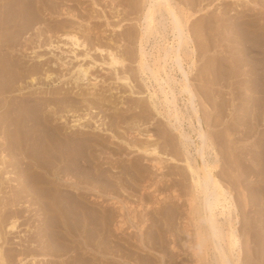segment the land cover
Listing matches in <instances>:
<instances>
[{
    "label": "rangeland",
    "instance_id": "1",
    "mask_svg": "<svg viewBox=\"0 0 264 264\" xmlns=\"http://www.w3.org/2000/svg\"><path fill=\"white\" fill-rule=\"evenodd\" d=\"M149 1L31 0L33 3L31 4L36 11L34 12L33 9V15L35 13L34 17H39L34 18L33 22L27 24H24L25 20L22 19L26 8L24 9L23 5L17 2L19 3L16 5L17 14L14 13L17 19L12 20L13 24L17 21L16 26H14L16 38L14 44L10 43V49L12 50L9 49L8 51H10V54L12 52L11 55L15 61L24 67L23 71L20 72L24 75V78L20 77L18 79V82L15 83V90L10 96L18 99L30 98L33 102L43 99L42 101L46 104L42 114L49 118L53 127L56 125L57 128L58 126L62 134L70 135V137L77 136L80 133V135L84 134V136L91 139V142L95 144L93 153L95 158L98 159L96 163L99 162L96 165L102 167V163L105 162L108 164V166L106 165L109 167L108 169H110H107L108 175L106 177L114 185L109 187L108 193L111 192L110 196L114 194L115 201L119 203L117 206L122 207V211L120 209L116 211L117 213H123L122 216L128 224H125L126 228L123 227L119 230L113 229V226H111L110 229L113 230H107V236L112 239L121 236L117 240L119 239L122 245L126 243L125 246L131 248L133 253L138 249V255L150 258L154 264H215V254L211 240H204L202 248L196 245L198 236L203 232V228L206 229L205 218L203 212L198 213L197 203L194 202L193 206L190 203L194 190L191 174L187 172L186 156H188V153L183 147L182 140V134L191 136L193 142H191L189 157H196L198 155L196 148L200 146V141L196 131H193V126L198 128L199 123L195 117L196 114L193 113V106L197 107L198 115L208 125L209 135L213 140L215 149V151L207 153V159L211 162H217L218 167L214 169L215 173L220 177L225 187L233 192L234 200L236 199L234 203L237 211L234 215L238 219L240 264H264V228L262 227L264 226V171H262L264 170V167H262L264 165V159H262V156L264 158V133L261 132V127L263 128L261 124L264 123V119H260L258 122L253 121L254 123L251 120L253 108L248 103L249 90L246 83L242 85L240 77L237 76L239 70L243 71L242 69H247V67L237 68L240 64L238 59H242L243 54L238 49H233L237 42L233 41V32H231L230 22L228 21V18L237 17L232 21H240L238 19L242 18H240L239 13L246 10V12H251V9H253L251 12L253 13L252 18L264 21V0H174V3L177 2L175 5H178L180 9H184L185 14L194 13L189 24H191L193 32L192 37L194 41L196 40L195 45L200 44V46H196L194 54H183L182 70L173 66L171 60L167 62L166 69L173 78L172 86L176 98L174 99L170 88L163 84L166 91L169 92L170 102L166 101V103L163 101L164 93L159 85L162 82V77L165 76L164 73L158 75L159 82H156L155 77L150 74L148 69L145 73H142L139 68V61L142 60L145 62L146 67L165 65L164 47L173 40L172 34L169 33L170 29L168 27L164 28L165 19L163 20L162 15L158 13V21L162 23V25L159 24L161 33L155 32L147 42H142L141 36L145 31L144 13ZM259 3L261 4L259 5ZM255 7L257 10L254 11ZM262 11L263 13H261ZM258 12L260 13L258 14ZM28 25L29 29H27ZM17 29H19L18 32ZM66 31L78 33L80 42L74 45L66 35ZM142 45L147 53L145 57L142 56ZM7 48L5 46L2 51L6 52ZM107 50L117 52L118 56L124 58L123 63L111 64L110 52ZM41 58L42 60L39 61L38 59ZM81 67L84 69L89 68L88 74L85 75L81 72L78 77L77 71ZM218 68L222 69L224 73L218 74L220 72ZM201 69L202 71H200ZM232 70L234 71L231 72ZM30 71L34 72L31 73ZM186 71L188 72L187 81H190L189 84H191L196 94L194 104L191 103V99H188L187 94L180 93L184 72ZM201 76L203 77L202 80ZM33 78L35 82L32 80ZM31 81L32 83H30ZM207 86L209 89H206ZM244 92L248 94H244ZM153 93L156 94L155 97L152 96ZM172 101L173 103L176 101V107L182 112V128H179V130L176 129L178 123L170 117L172 106H174ZM250 122H252L253 127ZM0 131V143L4 139L3 146H5V129L2 128ZM96 137L103 141L107 139L105 142L107 147L96 146L98 142ZM119 146L122 148L121 150H118ZM154 146L157 147L156 152L159 154L150 153ZM10 157L6 151L5 153L0 152V160L6 158L7 164L10 163ZM156 160H161L162 168L160 164L158 169L157 167L155 169L153 165H155ZM109 161L113 163L110 164ZM132 163L138 164V167L141 166L139 169L142 171L135 177L133 176L135 179L130 174H124L126 178L121 175L122 172L119 173L121 169L123 170L124 167H128ZM104 166L103 168L106 169L107 167ZM114 166L118 168V171ZM112 167L114 170H112ZM9 168H11V165ZM117 172L118 175H115ZM119 178H125L124 182L126 184L124 183V186ZM14 183L17 182L14 181L12 184L15 185ZM132 187H136V189L131 190ZM128 188L130 189L128 190ZM118 189L121 190V193L124 189L123 193H125L121 194ZM174 193L177 196H174ZM105 197L109 196L105 193ZM25 203L27 204V202ZM155 209H158L160 213L158 214ZM153 211H156V213ZM26 213L17 216L18 228L13 232H8V226L2 225L5 239H3L4 241L0 240V247H2L5 257L4 264H11V262L20 264L18 256H16L17 258H8V255L21 251L27 254V256H21V258L25 257L23 260L25 264H34L31 260L33 256L36 257V264H52V262L61 261L71 256V254L62 257L51 255L43 258L41 254L39 256L40 251L35 252V254L30 251L28 254L26 251L32 250L31 245L33 248L37 243L35 239L40 237L38 236L39 228L37 229V227L42 224V216H40L39 211L28 212L27 215ZM118 215L117 220L119 219ZM139 215L141 216L138 220L136 217H139ZM149 216L154 220L152 221ZM117 220H115V223H117ZM145 220H148V222ZM140 221L145 222L141 223ZM220 221H223V219H220ZM187 224H190L189 227ZM140 225L143 226L142 230H139L142 227ZM222 229L227 232L229 228L224 224ZM106 232H101V234L106 236ZM152 233L156 237L152 240L153 242L149 241ZM36 234L38 237H34ZM140 239L146 240L149 245L141 246ZM126 240L130 241L127 243ZM28 243L31 244L30 249H26ZM133 244L134 246H132ZM189 244L194 249H191ZM37 249L40 250V248ZM85 254L87 253L85 252L83 255ZM137 254L134 255L135 257L129 255L127 264H133ZM115 255L114 258L117 261L124 259L118 253H115Z\"/></svg>",
    "mask_w": 264,
    "mask_h": 264
},
{
    "label": "bare ground",
    "instance_id": "2",
    "mask_svg": "<svg viewBox=\"0 0 264 264\" xmlns=\"http://www.w3.org/2000/svg\"><path fill=\"white\" fill-rule=\"evenodd\" d=\"M9 1H11V0H7V1L0 0V4H1V6H0V110H2L1 115H0V130L2 128H4L5 129L4 133L6 134V139H5L6 145L3 146V141H4V139H3L2 143H0V152L5 153V151H6L8 153V155L11 156L10 157L11 159L9 161L10 163H8V164H7L6 158L5 159L1 158V160H0V240L5 239L3 237L5 232L2 230V228H3L2 225L5 224L6 226H8V228H9L8 232H10V231L13 232L15 229L18 228L17 216L22 215L26 212L27 213L28 212L33 213V211L34 212L39 211L41 214L40 216H42V218H41L42 224L40 225V227H37V229L39 228L38 236H40V237L35 239V242H37V243H35V245L33 244L34 245L33 248H32V245L30 244L32 250L26 251L28 254L30 251H32L34 254H35V252L38 253V251H40L39 256L41 254V257H43V258L49 257L51 255H57L56 257H58V256L62 257L63 255L68 256V254H71L70 257H66V258L64 257L65 259H62V260L60 259L61 261H55V262L51 261L52 264L53 263H55V264H127L129 261V255L134 256L139 251L137 249V251L135 250L133 253L131 248L129 249L128 246L127 247L125 246L126 243H124L125 245H122V243H120V240L119 239H118L119 241L117 240V238H119L121 236L117 237L116 239L113 238L115 240H113L112 238H109L107 236L106 231L109 230L110 228H112L111 226H113V229L116 228L117 230H119V229H122L123 227H125L126 221L122 216L123 213H120V212L117 213V211H116L117 209H120V211H122V207L120 208L119 206H117L119 203L117 201H115L116 198L113 197L114 194H113V196H110L111 192H110V194L108 193L110 190L109 187L114 185L111 182V180L107 179V177H106L108 175L107 171L110 170V169H108L109 167H107L108 164H106L105 162H104L105 164L102 163L103 166L107 165L106 169H104L103 166L100 167L101 165L100 166L96 165L99 162L96 163V160H98V159L95 158V155L93 153L95 150L94 149L95 144L91 142V139L84 136V134L80 135V133H79L80 136L77 135V136H71L70 137V135L62 134L61 129L58 128V126H57V128H56V125H55V127H53V124L49 120V118L45 114H42V110L44 108V105L46 104L45 102L42 101L43 99L42 100H35L33 102V100L30 98L18 99L17 97L14 98V97L10 96V94L15 90V83L18 82V79L20 77L24 76L23 74H20V72L23 71L24 67L22 65H20L17 61H15L14 57L11 55L12 52L10 54V51H8L11 48L10 43L14 44L15 38H16V34H15L16 32L14 30V26H16L17 21L15 22V24L12 23V20L14 18L17 19V17L14 16L15 15L14 13H16V5L21 3L23 5V8L24 9L26 8L25 13H24L25 15L23 14V18H22L23 21L25 20L24 24L33 22V20H35L39 16L34 17L35 13L33 15V9L34 8L32 6L33 3L31 2V0H19V1L18 0H16V1L12 0L13 2L12 1L9 2ZM146 1H148V0H146ZM17 2H19V3H17ZM175 3H177V2H175ZM175 3H174V0H150L148 3V6L145 9V13H144L145 31L143 32V34L141 36L142 42H144V41L147 42V40L151 37L152 34H155V32L161 33L160 28H159V24L162 25V23L158 21V17H157L158 13H160L162 15L161 16L162 19L163 20L165 19V21H166L165 23H163V25L165 26L164 28L166 29V27H168L170 29L169 33H171L173 36V40H171L172 42L167 43L166 47H164L165 55L163 57H164L165 65H162V66L160 65L157 67H150V66L146 67L145 62L143 60L139 61V68H140L141 72L145 73L146 69H148L150 71V74L153 77H155L156 82H159L158 75L162 72L164 73L165 76L162 77L163 83L160 82L159 85H160L162 92L164 93V100L163 101H165V103H166V101L170 102V100H169V96H168L169 92L166 91V87L163 84H166L170 88V91L173 94L174 99L176 98L175 90H174V87L172 86L173 78L170 76V73L167 72V69H166L167 62H169L171 60V62L173 63V66L178 67L180 70H182L183 69V67H182L183 61H184V57H183L184 55L183 54H185V55L194 54L196 52V48L198 46H200V44L198 46L195 45L196 40L194 41V38L192 37L193 32L191 30V24H189L190 19L194 13H186L185 14L184 9H180V7L178 5H175ZM141 4H143V3L141 2ZM260 4L261 3H259V5ZM232 7H234V6H232ZM255 9L257 10L256 7L254 8V11H255ZM251 10L253 11V9H251ZM246 11L239 13L240 18H242V19H238L240 21H232L233 19H237L238 17L237 18H228V21L230 22V29L232 30L231 32H233V41L237 42V44L234 45L233 49H236V50L238 49V51L243 54L241 56L242 59L241 58L238 59L240 64H239V67H237V68L247 67V69L246 68L242 69L243 71L239 70V72H237L238 73L237 76L240 77L242 85L243 84L245 85V83H246L247 89L249 90V101H248V103H250L252 108H253V114H252L251 120H252V122L253 121L258 122V121H260V119H262V120L264 119V21L263 20H256L255 18H252V16H253V13H251L252 11L251 12L248 11L249 13ZM258 11H260V10H258ZM34 12H36L35 9H34ZM259 13L260 12H258V14ZM261 13H263V11ZM31 15H33V17H31ZM38 15H40V14H38ZM243 17H249V18L243 19ZM19 19H21V18H19ZM39 21H41V19H39ZM206 22H208V21H206ZM31 24H30V26H31ZM20 25H22V24H20ZM71 25H73V24H71ZM27 29H29V25H28ZM199 29H200V27H199ZM18 31H19V29H17V32ZM66 32H67L66 35L70 38V40H72V43L74 45H77L80 42V38H79L80 36H78L79 35L78 33H75L73 31H70V32L66 31ZM17 34H19V33H17ZM21 35H22V33H21ZM213 35H215V34H213ZM211 42H213V40H211ZM17 44H19V43H17ZM5 46H7L8 48H7V51L5 50L6 52H3L2 50L4 49ZM96 49H98V48H96ZM200 49H201V47H200ZM10 50H12V49H10ZM107 51H109V50H107ZM109 52L108 53L110 54L109 56L111 59V64L117 65V64L123 63L124 58L118 56L116 54L117 52L115 53L112 50ZM146 54L147 53L145 52V48H143V45H142V56L145 57ZM255 54H258L260 56L255 55ZM38 60L40 61V60H42V58L38 59ZM38 64H36V65H38ZM89 66H87V67H89ZM88 69H86V68L84 69L82 67L79 68V71H77L79 74L78 77L80 76L81 72L84 73L85 75L88 74ZM209 69H211V68H209ZM200 71H202V69ZM218 71H220V72H218V74L224 73L222 69L218 68ZM233 71L234 70H232L231 72H233ZM26 72H28V71H26ZM26 72H24V73H26ZM32 72H34V71H32ZM38 72H39V70H38ZM187 75H188V72L187 71L184 72V79H183L182 84H181L180 93L181 94H187L188 99H191V103L194 104V99L196 97V94H195L191 84H189L190 81H187L188 80ZM202 78L203 77L201 76V80H202ZM204 79H205V77H204ZM32 80L34 81V78ZM207 80H209V79H207ZM204 82H205V80H204ZM30 83H32V81ZM198 83H200V82H198ZM205 83H204V85H205ZM206 89H209L208 86L206 87ZM208 94H210V93H208ZM244 94H248V93L244 92ZM85 95H87V94H85ZM25 96H26V94H25ZM152 96L155 97L156 94L153 93ZM102 103H103V101H102ZM172 103H173V101H172ZM245 103H243V104H245ZM173 104H174V106H172V110H171L172 113L170 114V117L173 118V120H175L176 123H178V127L176 129L179 130V128H182L181 127L182 121H183L182 112L176 107V105H177L176 101H174ZM91 105H93V104H91ZM57 108H59V107H57ZM89 108H91V107H89ZM245 110H246V108H245ZM193 113L196 114L195 117L197 118L198 123H199L198 128H195L192 124L193 131H196V134L198 135V138L200 141V146H198V148H196V151H197L196 153L198 154L196 157H194V158L189 157V154L191 152L190 147L192 146L191 142H193V140H191L192 139L191 136H189L187 134H182V136H183L182 140H183V147H184L185 151L188 153V156H186L187 170H188L187 172H189L191 174L192 187L194 190V193L192 194L193 195L192 199L190 198L191 199L190 203H192V206H193V203L196 202L198 213L203 212L204 218H205L206 229L203 228V232L197 238L196 245L198 247L202 248L203 241L210 239L212 244H213V249H214V254H215V264H240L241 263V258H240L241 253H240L239 229L237 227L238 226L237 225L238 219L236 218L237 216L234 215L237 211L236 204L234 203V201H236V199L234 200V196L232 194L233 192H231L228 188L225 187V185L223 184L220 177H218V175L215 173L214 169H216L218 167L217 162H211V161H209V159H207V153H210L211 151H215L213 140L210 138L208 125L198 115L197 107L193 106ZM79 119H82V118H79ZM246 122H247V120H246ZM252 122H250V123L252 124ZM214 123H216V122H214ZM261 125H263V128L261 127V129H262L261 132L264 133V123H262ZM252 127H253V124H252ZM0 133H1V131H0ZM3 138H4V136H3ZM97 139H98L97 140L98 142H97L96 146L102 145L104 147H107V146H105V142L107 139L105 141L100 140L99 138H97ZM102 139H104V138H102ZM260 139H262V138H260ZM99 140H100V142H99ZM108 141H110V140H108ZM111 145H112V142H111ZM111 145H108V146H111ZM116 146H118V145H116ZM259 147H262V146H259ZM91 148H93V149H91ZM118 148H119L118 150L122 149V148H120V146ZM233 149H234V147H233ZM97 150H99V149H97ZM115 150H116V147H115ZM156 150H157V147L154 146V148L152 149V151L150 153H153V152L158 153V152H156ZM104 152H105V150H104ZM96 153H98V152H96ZM123 154H124V152H123ZM258 154H260V153L258 152ZM5 155H7V154H5ZM14 155H15V157H14ZM216 155L218 156V154H216ZM117 156H119V155L117 154ZM100 157H101V155H100ZM262 159H264L263 156H262ZM150 161H153V160H150ZM111 162H110V164H111ZM160 164H161V160H156L155 165H153V166L155 167V169H156V167L158 169V166ZM10 165H11L12 169L9 168ZM140 167H138V164L132 163L128 167H124L123 170L121 169V171H119V173L122 172L123 174H121V175L130 174V175H132V177L133 176L135 177V175H138L139 173L142 172L139 169ZM163 167H165V166H163ZM241 167H242V164H241ZM262 167H264V165ZM115 168H116V171H118L117 170L118 168L117 167H115ZM161 168H162V164H161ZM112 170H114L113 167H112ZM116 171H112V172H116ZM144 171H145V169H144ZM250 171H253V170H250ZM262 171H264V170H262ZM109 174H111V173H109ZM115 175H118V172ZM121 175H119V176H121ZM134 177H133V179H135ZM119 179H121V183L124 186L126 184V182H124L125 178L124 179L119 178ZM137 180L139 181V179H137ZM14 181L17 182V183H14L15 185L12 184ZM127 184H128V182H127ZM130 186H131V184H130ZM114 187L117 189L116 186H114ZM113 188H111V189H113ZM133 188L134 187H132L131 190H133ZM129 189L130 188H128V190ZM134 189H136V187ZM118 191H119V189H118ZM123 191H124V189L122 190V193H121V190L119 192L121 194H124L125 192L123 193ZM94 192H95V194H93ZM115 192H117V191H115ZM105 193L109 197H105ZM187 194H189V193H187ZM173 195L177 196L175 193ZM119 200H121V199H119ZM147 200H144V201H147ZM139 201H138V203H139ZM25 202H27V204H29V203L30 204L27 205ZM122 202H124V201H122ZM148 204H150V203H148ZM122 205H123V203H122ZM143 205L145 206V204H143ZM143 205H142V207H143ZM33 206H35V207H33ZM126 207H127V204H126ZM136 210H134V211H136ZM155 210H157L158 214L160 213V211H158V209H155ZM153 212L156 213V211H153ZM27 213H26V215H27ZM130 214L132 215V213H130ZM186 214H187V212H186ZM117 215L119 216L118 220L116 219ZM188 215H187V217H189ZM140 216L141 215H139V217H136V218H138V220H139ZM129 217H131V216L129 215ZM147 217H148V215H147ZM156 217H157V215H156ZM131 219H133V218H131ZM150 219L152 220V217H150ZM164 219H165V217H164ZM220 219H223V221H220ZM115 220H117V223H115ZM153 220H154V218H153ZM169 220H170V218H169ZM185 220H187V219L185 218ZM145 221L148 222V220H145ZM145 221H142V222L140 221V222L144 223ZM156 221H158V220H156ZM38 223L40 224L39 221H38ZM162 223H163V220H162ZM156 224H158V223H156ZM224 224H226L229 228L227 232H225L222 229V226ZM126 225H128V224H126ZM189 225L190 224H187L188 227H189ZM140 226H142V225H140ZM140 226H139V228H140ZM251 227H252V225H251ZM262 227L264 228V226H262ZM128 228H129V226H128ZM137 228H138V226H137ZM142 228H143V226L139 230H142ZM113 229H110V230H113ZM120 231H119V233H120ZM34 232H35V230H34ZM101 232H106V236L101 234ZM155 232L157 233V231H155ZM154 233H152V235H150L149 241H151V242H153L152 240L154 238H156ZM38 236H37V234L34 235V237H38ZM114 236H115V234H114ZM23 238H25V237H23ZM158 238L160 239V237H158ZM144 239H140L141 246H144L145 244L149 245V243H147V241ZM194 240H195V238H194ZM129 241H127V243ZM154 241H156V240H154ZM26 242H28V241H26ZM30 245L28 243V246L26 247V249H30ZM173 245H174V243H173ZM189 245H190V248L192 249L193 248V247H191L192 245L191 244H189ZM132 246H134V244ZM193 246H194V243H193ZM10 248H12V247H10ZM37 248H40V250H38ZM21 249H22V247H21ZM162 249H164V248H162ZM2 250H3L2 247H0V264H4V262H5V257H4ZM195 251L198 252L197 250H195ZM261 251H263V250H261ZM58 252H60V253H58ZM85 252L87 254L83 255ZM192 252H194V251H192ZM115 253H118L121 256V258H124V259L123 260L120 259L118 261L115 260V258H114L116 256ZM58 254H60V255H58ZM138 254L136 255V259H134L133 264H154L150 258H144ZM22 255L27 256V254L25 252L21 251V252H18L16 254H14V253L9 254L8 258H12V257L14 258V257L18 256L20 264H25V263H23V260L25 257L21 258ZM31 260L33 261L34 264H36L35 263V261H36L35 256H33V259H31ZM15 263H17V262H15ZM11 264H13V263L11 262Z\"/></svg>",
    "mask_w": 264,
    "mask_h": 264
}]
</instances>
